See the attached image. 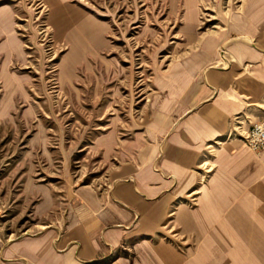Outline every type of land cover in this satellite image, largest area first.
<instances>
[{
  "label": "crops",
  "instance_id": "obj_1",
  "mask_svg": "<svg viewBox=\"0 0 264 264\" xmlns=\"http://www.w3.org/2000/svg\"><path fill=\"white\" fill-rule=\"evenodd\" d=\"M43 1L75 55L94 49L88 38L103 33L94 18L71 0ZM225 46L228 67L197 78L200 65L186 60L169 73L133 138H99L114 160L109 185L74 187L64 231L7 239L0 264H264V150L240 135L264 118V0L233 15ZM51 204L44 195L35 212ZM179 233L196 247L176 249L169 237Z\"/></svg>",
  "mask_w": 264,
  "mask_h": 264
},
{
  "label": "rangeland",
  "instance_id": "obj_2",
  "mask_svg": "<svg viewBox=\"0 0 264 264\" xmlns=\"http://www.w3.org/2000/svg\"><path fill=\"white\" fill-rule=\"evenodd\" d=\"M71 1L103 30L88 38L93 50L76 55L43 0H0V245L63 232L73 188L110 183L114 160L98 139L133 138L151 119L157 88L186 60L200 65L197 78L228 67L233 15L247 0ZM31 183L42 190L29 191ZM44 195L52 204L38 214ZM169 238L179 250L197 244L182 233Z\"/></svg>",
  "mask_w": 264,
  "mask_h": 264
},
{
  "label": "built area",
  "instance_id": "obj_3",
  "mask_svg": "<svg viewBox=\"0 0 264 264\" xmlns=\"http://www.w3.org/2000/svg\"><path fill=\"white\" fill-rule=\"evenodd\" d=\"M245 143L255 152L264 150V118L251 124L242 132Z\"/></svg>",
  "mask_w": 264,
  "mask_h": 264
}]
</instances>
